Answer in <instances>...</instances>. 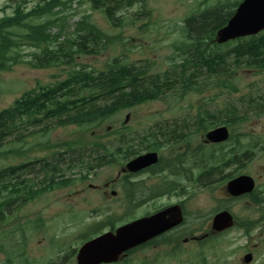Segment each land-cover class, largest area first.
<instances>
[{
    "label": "rangeland",
    "instance_id": "obj_1",
    "mask_svg": "<svg viewBox=\"0 0 264 264\" xmlns=\"http://www.w3.org/2000/svg\"><path fill=\"white\" fill-rule=\"evenodd\" d=\"M237 1L244 0H145V5L139 2L121 8L116 17L120 21L117 20L114 25L102 10L93 9L91 0H76L71 7L73 10L68 11L76 16L70 19L66 35H72L71 32L83 16H89L90 22L104 35L96 48L98 54L76 55L73 64H61L48 69H33L21 63L13 66L10 71H0V112L12 107L25 92L53 86L65 80L77 68L84 67L97 74L111 69L115 60H118L119 66L144 68L146 76L143 84H148L156 75H161L164 80V75L172 72L175 64L182 59L179 49L185 40V20L189 16ZM36 2L38 0H0V19L12 17L14 10L21 4L32 8ZM237 7L232 8V11H236ZM59 28L56 27L51 33L56 34ZM16 39L22 43V40ZM236 45L237 41L232 42L231 49ZM26 46L25 43L21 44L23 53L27 54L24 59L33 60L34 54L39 53L40 49ZM90 46L94 48L93 44ZM235 60L236 54L231 53L229 62L231 71H235L231 76L221 77L222 80H228L231 86L229 89L219 85L215 87L218 79L205 68L199 80L205 89L202 88L200 92L180 98L178 89L181 87L176 85L175 90L166 91L161 99L123 111L107 120L99 129L92 127L86 130V127L74 125L59 127L56 121L38 127L22 126L19 131L0 140V171L33 162L31 167L15 176H6V181L8 183L11 180L16 184L18 180L28 179L40 184L45 173H38L41 166L37 162L57 152L52 146L67 143L91 146L109 142L111 150H114L117 148L118 132L126 127L130 131L129 135L135 137V144H138V138L143 140L152 134H185L188 135L190 147L195 149L204 143L207 131L203 124L209 131L232 121L229 127L232 140L218 149L223 152L229 151L231 147V151L238 154V160L232 159L231 155V168L226 174L237 171L251 176L256 181L255 191L261 200L254 197L230 199L224 191L225 181L217 176L209 178L213 183L208 188H195L188 183H181L187 188L184 195H180L182 191L176 190L171 192L173 194L154 200L150 198L152 188L158 186L162 179L170 178L168 171L160 173L162 166L129 179L136 183L135 186L125 185V182L118 179L125 166L124 160L89 172L79 167L65 171L60 176L77 180L74 185L48 192L28 204L21 205L20 201H15L12 210L7 213L6 221L0 222V245L4 248V251H0V264H5L8 254L15 261L14 264H76L79 248L85 242L84 237L98 232L96 224L102 225L100 233L95 235L98 236L109 231L112 225L120 226L180 203H183L185 224L166 238L157 239L156 246L151 243L136 249L127 262L119 264H264V115H257L251 107L252 101L264 102V68L255 63L248 65V56L239 59V67ZM107 101L100 100L102 105ZM232 109L236 111L238 120L246 119L234 123ZM128 114L130 118L125 123ZM45 125L52 129L43 137L40 130ZM109 127L112 129L106 131ZM160 129L164 134L159 132ZM19 136L25 137L27 144L19 141ZM158 139L163 140L162 137ZM180 139V136L173 137V140ZM48 141V146H38ZM187 150L183 142L172 144L170 149H162L159 154L167 159ZM14 151L20 153H12ZM143 153H146L145 149H142ZM215 155L217 160L222 158L221 152L218 154L216 151ZM85 160L91 161L88 156H85ZM233 160L240 163L235 164ZM193 164L194 158H189L187 166L193 167ZM196 173L200 178L202 169H197ZM86 174L89 175L86 182L80 180ZM180 181L186 180L179 178L177 182ZM128 189L134 191L135 208L132 209L127 205ZM114 192L116 195H113ZM224 210L229 211L238 221L236 228L202 241L185 243V239L193 236L210 234L214 215ZM248 228H251L250 231L253 228L249 234L245 230ZM169 240H173L171 245H168ZM247 254L253 255L252 263L244 262Z\"/></svg>",
    "mask_w": 264,
    "mask_h": 264
},
{
    "label": "trees",
    "instance_id": "obj_2",
    "mask_svg": "<svg viewBox=\"0 0 264 264\" xmlns=\"http://www.w3.org/2000/svg\"><path fill=\"white\" fill-rule=\"evenodd\" d=\"M76 0H38L32 8H27L23 4L19 5L12 17L0 19V71H10L13 66L25 62L27 54L23 53L21 44H27L26 47L40 49V52L34 54L33 60L27 63L34 69H48L61 64H73L76 55H95L98 54L97 47L99 40L104 37L102 31L90 22L89 16H83L81 21L76 24L72 35H66V28L72 17L76 14H70L72 4ZM141 2L145 5V0H91L93 9L102 10L107 19L114 23L117 14L121 8L130 7L135 3ZM242 2V1H241ZM241 2L237 1L227 6H219L213 10H207L199 15L189 16L185 20L183 28L184 38L179 49L181 61L174 66L172 72L164 75L152 77L148 84H143L146 71L145 69L136 67H123L118 65V60L111 69L106 72L93 73L81 67L73 71V73L63 81H59L53 86L40 87L33 91L25 93L15 105L9 109L0 112V140L9 134L19 131L22 126L38 127L46 122L52 123L56 121L59 127L77 126L79 128L100 127L107 120L119 115L121 112L141 106L143 104L161 99L166 91L175 90L178 85L181 89L180 98H184L193 92H200L205 89V85L199 82L200 77L204 74L203 70L207 68L210 74L218 79V85L223 88H231L228 80H222L221 77L231 76L230 57L231 53L236 54L237 66L244 56L249 57L248 65L251 63L259 64L264 68V34L256 37L240 39L237 45L231 49V43L226 45H218L214 42L216 33L225 27L235 11L232 8L237 7ZM230 6H233L229 10ZM227 10V12H225ZM77 13V11H75ZM24 19V22H23ZM59 24L61 27L59 28ZM59 28L56 34L51 31ZM18 30V32H16ZM70 33V34H71ZM16 38L22 40L19 43ZM93 44L94 48L90 46ZM227 48V50H224ZM69 59V60H65ZM236 90L235 88H233ZM109 100L105 104H100V100ZM252 110L259 116L264 115V102H251ZM235 116L234 123L242 122L246 118H236L237 113L231 110ZM39 115H41L40 118ZM232 121L225 124L230 127ZM222 124V123H219ZM208 131V127L203 124ZM49 125H45L40 133L46 137L51 131ZM133 132V131H131ZM159 132L164 134L163 130ZM125 127L118 132L117 149L111 150L106 144H93L90 148V156H94V162L85 163L81 154L77 155V143L60 144L52 146L57 149L50 158L38 161L39 166L45 173V178L36 184L33 180L19 181L14 184L11 180L7 183L9 174L15 176L17 171L24 167L6 168L0 172V222L6 221L7 213H10L15 201H20L21 205L35 201L42 195L64 187L74 185L77 180L60 178L66 170L75 167H82L87 170L93 169L94 166L102 167L112 164L115 160L130 159L139 155L142 149L151 150L154 144L151 139L145 138L138 145L137 149L133 146L135 137L130 134ZM6 134V135H5ZM36 133H31L35 136ZM157 140L154 134L151 137ZM173 136H176L173 134ZM177 136H188L180 134ZM19 141H25V137L19 136ZM168 141V140H167ZM147 142V143H144ZM48 142L39 144L38 146H46ZM129 146L124 149V146ZM158 145V142H156ZM161 144V146H163ZM119 149V147H121ZM204 152V151H203ZM12 153H20L14 151ZM192 152L189 150L186 154H181V158H187ZM70 156L71 167L63 168L67 165L65 157ZM116 158V159H115ZM177 163L169 165L173 169L175 175H184V169L181 166L182 159ZM112 159V160H111ZM213 157L207 158L203 154V171L202 178L205 180L207 176L215 174V169L211 168V160ZM210 160V161H207ZM35 170V169H34ZM42 171L38 173H42ZM59 179V180H58ZM87 177L82 181H86ZM212 182H205V186L209 187ZM131 190V189H130ZM127 201L132 202V196H128ZM114 226L112 225V228ZM253 227V225H252ZM101 228L98 227V231ZM250 233V228L246 229ZM85 236L83 240H88ZM170 243V240L168 241ZM0 251H4L0 245ZM75 250L72 255L74 256ZM8 254L5 264H14L15 261Z\"/></svg>",
    "mask_w": 264,
    "mask_h": 264
},
{
    "label": "water",
    "instance_id": "obj_3",
    "mask_svg": "<svg viewBox=\"0 0 264 264\" xmlns=\"http://www.w3.org/2000/svg\"><path fill=\"white\" fill-rule=\"evenodd\" d=\"M264 31V0H244L238 7L228 24L216 35L218 44H226L239 38L252 37ZM207 141L222 143L229 139L230 131L223 126L210 131ZM156 153L142 156L127 167L130 172H138L157 164ZM255 182L248 176L239 177L227 186L228 193L233 197L252 193ZM184 220L181 207H171L155 216L144 218L119 228L116 233H107L83 245L77 256V264H112L119 261L122 254L138 247L151 239L177 227ZM234 226V219L228 212H223L214 219L213 228L222 232ZM252 255L245 257L250 263Z\"/></svg>",
    "mask_w": 264,
    "mask_h": 264
},
{
    "label": "flooded vegetation",
    "instance_id": "obj_4",
    "mask_svg": "<svg viewBox=\"0 0 264 264\" xmlns=\"http://www.w3.org/2000/svg\"><path fill=\"white\" fill-rule=\"evenodd\" d=\"M204 143L201 145V146H204V145H206V146H210V147H213V146H216V145H214V144H208V142L207 141H203ZM220 146H222V145H220ZM228 155H229V157H230V159L228 160V161H226V162H219L218 164L219 165H221V166H224V170L223 171H220V170H217V171H215V174H211V175H209V176H207V180H205L206 182L207 181H209L210 182V180H209V178L210 177H215V176H217L221 181H225V180H228V179H234V178H236V177H238V176H240V175H243V174H239L237 171V173L236 172H232L231 174H226V171L228 170V169H230L231 168V147H230V149H229V151H228ZM200 154H199V152L197 151V154L195 155V158H194V164H195V169L197 170V168H198V164H199V162H200ZM233 163H235V164H238V163H240L239 161H237V162H235V161H232ZM186 164H187V159H185V161L181 164V166H182V168L183 169H185V167H186ZM200 168H202V164H201V162H200ZM123 169V168H122ZM150 169H147V170H145V171H143V172H141L139 175H141V174H145V173H147V172H150L149 171ZM123 171V170H122ZM186 175H187V171H184V177H186ZM129 176H131V175H128L127 173L126 174H124V172L123 173H121L120 175H119V177H120V179L122 180L124 177H129ZM138 176V174L137 175H134L132 178H135V177H137ZM168 180V179H167ZM165 178L164 179H162L160 182H168ZM213 183V182H212ZM256 190V189H255ZM224 191H225V189H224ZM226 192V194L228 195V197L230 198V199H232V197L227 193V191H225ZM255 194L257 195V193H256V191H254L253 193H251V194H248V195H246V197H250V198H253V199H256V196H255ZM257 197H259L260 199H262L260 196H257ZM181 205H182V207H183V203H180ZM225 211H227V210H225ZM185 221V220H184ZM184 223V222H183ZM178 229V228H177ZM177 229H174V230H177ZM173 230V231H174ZM172 231V232H173ZM192 239H196L197 240V238H194V237H191L190 239L188 238V239H185V240H190V241H192ZM185 243H187V242H185ZM152 245H155L156 246V243L155 242H152Z\"/></svg>",
    "mask_w": 264,
    "mask_h": 264
}]
</instances>
